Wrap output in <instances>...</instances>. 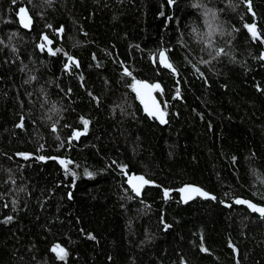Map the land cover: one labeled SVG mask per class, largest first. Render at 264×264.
I'll return each instance as SVG.
<instances>
[{
	"label": "trees",
	"instance_id": "16d2710c",
	"mask_svg": "<svg viewBox=\"0 0 264 264\" xmlns=\"http://www.w3.org/2000/svg\"><path fill=\"white\" fill-rule=\"evenodd\" d=\"M196 2L0 0V264H264V218L233 203L264 205V0H217L231 36L215 61L191 37ZM141 80L160 84L167 123ZM41 155L71 161L75 186ZM130 172L156 185L137 196ZM186 183L216 199L183 202Z\"/></svg>",
	"mask_w": 264,
	"mask_h": 264
},
{
	"label": "snow or ice",
	"instance_id": "6c2138e0",
	"mask_svg": "<svg viewBox=\"0 0 264 264\" xmlns=\"http://www.w3.org/2000/svg\"><path fill=\"white\" fill-rule=\"evenodd\" d=\"M176 2V0H168V3L169 4H174ZM248 7L251 9V4L250 2L248 3ZM24 9H21V12H23ZM28 25L25 24V27H27ZM245 27L248 28V30L252 33L253 35V38H257L259 36L257 30H256V26L255 24H252V25H245ZM42 40H45L47 41L48 40V37L47 36H43L42 37ZM49 44L51 43V41H48ZM41 47V49L44 48V44L41 43L39 45ZM48 51L52 54V55H55L56 52H59L60 49L57 48L55 51H53L51 48L48 49ZM217 55H219V53H217ZM159 57H160V64L164 67V68H167V69H171L173 73L176 72V68L173 67V64L169 62V59H168V56L166 55V52L165 51H160L159 52ZM95 58V57H94ZM72 57L71 56H68V60L69 61H72ZM261 59H264V55L261 56ZM76 66L78 67V63L76 64ZM66 67H69V65H66ZM126 73H127V69H125ZM128 75H131V73H127ZM137 85L139 86V88L141 89H145V90H148L149 93L151 91H155V90H161V86L159 83H154V84H147L145 82H142V81H137L136 82ZM259 90V88H258ZM162 91V90H161ZM139 94V92H138ZM180 96V91H179V88H177V91H176V98H178ZM167 105H165V109H166ZM145 108L146 110L148 111V114L149 116H153V117H156L157 119H159L160 123L164 124V123H167L168 121L165 119V116H166V111L165 110H161L156 104L155 102L153 101V105H152V108L151 109H148V106L145 105ZM81 121L84 125V130L82 132L80 131H74L73 132V137L74 139L76 138H79L81 135H84L87 130H88V124H89V121L86 120V119H83L81 118ZM24 126V123H23V118H21V122L20 124L17 125V127H23ZM24 158L25 159H28L30 158L27 154L24 155ZM39 160L41 161H47L48 159H58L59 163L64 167V170H65V175L66 176H72L73 177V187L75 186V181L76 179H78V175L75 171H71L69 168H68V164L71 163V161H66L64 159H59L57 157H46V156H38L37 157ZM95 173L93 172H89L87 170L84 171V176L88 177V178H92L94 177ZM133 179H136L138 180L140 183L139 185L137 184H133V189L135 190L136 194L139 195L140 194V187L143 186V185H146V184H149L150 181L149 180H146L144 179L143 176L141 177H138V178H133ZM179 191L183 194V201L185 203H187L189 200L191 199H194L195 197L197 196H200V197H203L205 199H212V200H215L216 197L214 195H211L209 192L207 191H204L202 188L200 187H196V186H192V185H185L183 188L179 189ZM164 195H165V198L168 197L169 195V192L168 190L166 189L164 191ZM69 196V199L72 198V194L71 192L68 194ZM221 203H223V201H221ZM233 203L237 204V205H241V204H247L248 208L251 209L252 212H256V213H259V215L264 218V207H257L255 204H252V203H249L248 201H245V200H241V199H236L235 201H233ZM225 206L227 207H231L232 204H226ZM13 219V217L9 216V217H6L5 218V223H8V222H11V220ZM162 223H163V220H162ZM164 227H165V230H167L169 227H171L170 225L168 224H164ZM88 239H91V240H95V236H93L92 234H88L87 236ZM231 246V245H230ZM59 247V246H57ZM53 251H56V248H53L52 249ZM203 251H207L206 249H202ZM233 250L234 252L237 251V249H235V247L233 246ZM60 253H62L61 255H59V259L61 260H65L68 253L66 251H64V249H60Z\"/></svg>",
	"mask_w": 264,
	"mask_h": 264
},
{
	"label": "clouds",
	"instance_id": "9594fccd",
	"mask_svg": "<svg viewBox=\"0 0 264 264\" xmlns=\"http://www.w3.org/2000/svg\"><path fill=\"white\" fill-rule=\"evenodd\" d=\"M226 3L229 8L235 7V4L231 3L230 0H226ZM192 8L201 9L199 15L203 17V28L198 26L194 21L192 23V40L196 45L200 46V50L204 49L210 55L211 60H218L221 55V42H227V39L231 36V28L225 22L222 10L218 7L217 0L210 4H201L197 0L196 3L192 4ZM223 54L229 55L227 51H224ZM205 64L208 63L205 62Z\"/></svg>",
	"mask_w": 264,
	"mask_h": 264
},
{
	"label": "water",
	"instance_id": "95a60500",
	"mask_svg": "<svg viewBox=\"0 0 264 264\" xmlns=\"http://www.w3.org/2000/svg\"><path fill=\"white\" fill-rule=\"evenodd\" d=\"M21 9H24V11L23 12H21ZM18 12H17V14H16V16L18 17V19H19V21H20V25L22 26V27H24V28H26V29H29L30 28V26H31V23H32V18H31V16H30V14H29V12H28V9L26 8V7H23V8H21ZM25 24H27L28 26L27 27H25ZM142 82H145V83H147V84H150L148 81H146V80H141ZM136 88H137V91L139 92V94L141 95V97H142V104H143V106H144V108H145V105H147L148 106V109H151L152 108V105H153V101L155 102V104L161 109V110H163V108L161 107V105L159 104V101H158V99H157V97L155 96V93H154V91H151L150 93H149V91L148 90H145V89H141V88H139V86L137 85L136 86ZM145 110H146V108H145ZM147 111V110H146ZM148 112V111H147ZM153 117V116H152ZM153 118H155L159 123H160V121H159V119H157L156 117H153ZM165 119H166V116H165ZM162 124V123H161ZM165 124V123H164ZM52 129H54V127H52ZM141 176H143L144 177V179H146V180H149L150 181V183L149 184H146V185H143V186H141L140 187V194L139 195H137L136 194V192H135V190L133 189V184H137V185H139V181L138 180H136V179H133V178H138V177H141ZM125 184L127 185V187L135 194V195H137V196H140L141 195V193H142V190H143V188L145 187V186H154V185H156V183L154 182V181H152V180H150V179H148L144 174H142V173H135V172H130L127 176H126V179H125ZM185 185H192V186H196V187H200V188H202L201 186H199V185H197V184H193V183H186V184H184V185H182L181 186V188H183ZM180 188V189H181ZM203 189V188H202ZM204 191H206L205 189H203ZM208 192V191H207ZM211 194V193H210ZM211 195H213V194H211ZM179 197H180V199L183 201V194L179 191ZM200 197V196H199ZM241 200H245V201H248L249 203H252V204H255L257 207H264V205H260V204H257V203H254V202H252V201H250V200H246V199H241ZM184 202V201H183ZM244 205H246L247 206V204H244ZM248 207V206H247ZM251 210V209H250Z\"/></svg>",
	"mask_w": 264,
	"mask_h": 264
}]
</instances>
